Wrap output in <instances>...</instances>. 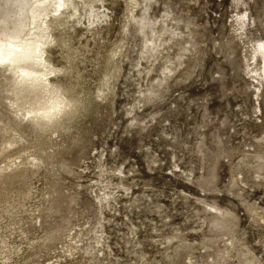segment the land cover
Returning <instances> with one entry per match:
<instances>
[{
  "label": "rangeland",
  "instance_id": "374dc122",
  "mask_svg": "<svg viewBox=\"0 0 264 264\" xmlns=\"http://www.w3.org/2000/svg\"><path fill=\"white\" fill-rule=\"evenodd\" d=\"M122 2L77 63L89 87ZM146 15L142 31L129 18L112 108L80 141L45 145L26 208L0 204V264H264V0H147Z\"/></svg>",
  "mask_w": 264,
  "mask_h": 264
},
{
  "label": "bare ground",
  "instance_id": "6f19581e",
  "mask_svg": "<svg viewBox=\"0 0 264 264\" xmlns=\"http://www.w3.org/2000/svg\"><path fill=\"white\" fill-rule=\"evenodd\" d=\"M116 1L0 0V204H6L9 213L14 206L12 200L17 199L16 204L26 208V200L35 195L34 180L41 176L43 161L49 158L45 145L49 141L67 145L80 141L85 134H90L89 130L96 121L94 113L99 111L97 107L102 106V111L112 108L115 82L126 49L127 28L131 25L129 18L137 23L136 31L154 24L145 16L147 0H123L121 17L124 20L121 18L120 34L112 43L107 42L109 45H104L102 51L99 48L93 51L95 64L91 67L97 77L93 87H89L88 78L93 75L83 73L88 69L82 71L77 63L86 57L89 38L93 39V44L96 39H109L99 32L109 25L108 5ZM139 5L140 11L136 12ZM86 32L89 37L85 36L83 41L80 37ZM149 33L145 44L154 43V27ZM52 44L57 47L63 62L60 65L50 62L49 53L42 55L44 47ZM257 44L264 77V47ZM154 54L152 51L151 55ZM40 113H45L47 118H40ZM17 137L25 144H17ZM43 172L45 177L56 174L57 169L51 167ZM1 189L6 191L1 192ZM54 192L42 188L45 202L52 203ZM41 207L35 211H40ZM78 233L69 235L65 247L68 254L76 249L75 242L80 239ZM1 245L0 258L6 262L10 249L4 251L8 247L4 239Z\"/></svg>",
  "mask_w": 264,
  "mask_h": 264
},
{
  "label": "clouds",
  "instance_id": "9594fccd",
  "mask_svg": "<svg viewBox=\"0 0 264 264\" xmlns=\"http://www.w3.org/2000/svg\"><path fill=\"white\" fill-rule=\"evenodd\" d=\"M39 115H40V118H47L45 113H40Z\"/></svg>",
  "mask_w": 264,
  "mask_h": 264
}]
</instances>
